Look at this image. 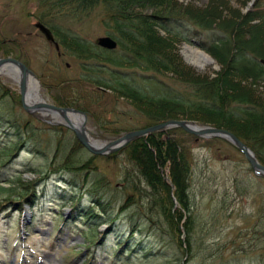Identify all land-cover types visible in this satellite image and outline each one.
<instances>
[{"label":"rangeland","instance_id":"1","mask_svg":"<svg viewBox=\"0 0 264 264\" xmlns=\"http://www.w3.org/2000/svg\"><path fill=\"white\" fill-rule=\"evenodd\" d=\"M175 1L182 9L190 7L193 10L210 3L209 0ZM239 3L243 15L257 5L264 7V0H239ZM56 4L55 0H0V58L7 54L23 62L36 76L40 98L45 101L53 102L54 97H69L80 92L81 87L90 88L88 104L86 100L85 104L80 105L90 115L86 118L85 126L93 142L105 144L113 139L111 137L117 138L126 131L145 125L144 117L136 112L138 102L120 97L109 89L100 91L97 89L100 86L88 80L78 82L84 65L93 61L83 60L64 48L58 55L34 26L45 13L43 21L46 25L50 27L60 22L65 30L70 29L85 43L92 45L97 38L108 36L104 5L95 4L72 15L66 7ZM232 31L236 32L237 29ZM183 45L175 49L183 69H188L200 79L213 80L221 74V61L211 55L208 56L215 65L203 70L189 65L181 54ZM100 75L107 77L103 71ZM243 77L232 79L238 85L236 90H228L230 95L238 98L250 95L264 101V84ZM164 80L167 85L170 84L169 87L189 95L185 85L172 82L168 77ZM0 84L11 93H16L17 84L9 77L1 76ZM99 92L102 97L96 98ZM115 95L119 101L114 99ZM3 102L9 116L0 126L8 134L5 138L0 132V149L5 141L16 140L18 135V142H23V145H20L21 150L13 152L14 158L1 159L6 155L0 151V188L3 189L0 190V203L11 199L15 204L18 200L14 199H17L20 191L30 189L28 186L32 183H36L39 200L34 207L25 204L24 217L14 204L0 211V264H82L87 259L84 253L86 246H90L89 252L95 256L89 264H104L99 254L105 255V247H92L91 241L85 238L90 234V224L80 220V216H77V222L70 219L71 207L76 199L82 197L79 202L82 209L91 205L90 193L95 195V192L104 194V203H108L106 213H102L96 202H92L99 212L95 214L110 215L123 225L124 230L142 231L134 235L137 242L145 244L142 247L147 252L148 245L152 247L146 259L148 264H264V179L256 176L242 154L225 140L210 142L202 139L195 142L178 133L173 135L181 145H185L182 149L190 170L187 188L190 211L185 213L191 219L193 231L189 257L183 254L185 250L178 245L179 239L183 242L186 240L182 223L178 224L179 234L170 228L156 203V199L159 200L158 191L155 192L143 181L135 163L124 150L109 156H92L79 145L71 131L58 124V120L43 117L40 113L30 115L9 98L0 101V105ZM6 121L10 124L6 125ZM188 121L198 125L207 124ZM115 130L121 132L116 135ZM28 139L30 141L26 143ZM65 165L70 169H65ZM26 167L36 172L20 173ZM46 176L47 180L38 182ZM93 180L100 182V190L92 189L90 182ZM64 191L71 196L64 198ZM43 192L47 195L42 197ZM172 208L174 212L180 211L177 202ZM34 213L36 219L32 231L36 236L30 237L27 243L35 247L37 254L20 263L22 259L14 258L12 254L13 243L18 244L21 231L19 221L22 218V240H25L26 227L34 219ZM53 214L65 216L66 225L61 234L56 233V229L63 227L62 219L54 218ZM107 227V223L101 224L96 227L97 232L105 231ZM69 248L79 250L82 257L68 252ZM137 252L141 256V252ZM144 263L143 259L131 261L130 264Z\"/></svg>","mask_w":264,"mask_h":264},{"label":"trees","instance_id":"2","mask_svg":"<svg viewBox=\"0 0 264 264\" xmlns=\"http://www.w3.org/2000/svg\"><path fill=\"white\" fill-rule=\"evenodd\" d=\"M55 1L56 6L66 7L72 15L78 10L90 9L93 5L102 3L105 8L104 21L108 35L118 42L117 53L99 51L71 31L63 29L59 26L60 22L56 26L51 24L61 48L77 54L83 60L93 61L84 65V72L78 82L88 80L129 101L138 102L136 112L146 120L145 126L182 119L200 121L230 131L244 142L264 165V101L250 95L247 98H238L228 92L229 89L233 91L237 88L238 84L236 85L233 80L241 79L243 76L264 84V63H261L264 61V8L257 5L243 15L239 0H209V5L195 10L190 7L182 9L175 0ZM44 14L42 13L39 19L43 23ZM233 29L237 31H232ZM161 31L165 35H162ZM193 40L197 42L198 47L221 61L223 71L217 78L213 80L196 78L188 69L181 67L175 49L180 43ZM261 42L263 45H260ZM100 63L104 68L100 69ZM102 71L107 77H100ZM134 74L140 76L134 77L137 82L131 80ZM225 76L231 78L227 79ZM165 77L172 82L177 81L185 85L189 95L167 87L163 83ZM80 89V92L69 97H56V104L85 111L80 104L86 102L88 104L91 98L90 88ZM0 94L11 98L6 88L1 86ZM100 94L102 93L99 92L96 98L102 97ZM117 95L114 99L119 101ZM15 100L17 102V98ZM2 109L3 107L0 108V123L8 118ZM113 109H116L115 105ZM6 122V125L10 124L9 121ZM113 132L118 133L116 130ZM174 133L192 138L194 141L193 137L185 135L180 130L171 129L130 143L127 156L135 163L146 184L154 191H158L159 207L163 216L166 217L170 228L179 233L178 224L183 214L181 211L171 213L170 185L165 181L162 170L168 171V181L174 186V196L182 212L189 210L187 188L190 170L182 149L185 145H181L174 138ZM17 137L16 142L8 141V146L4 148L6 153L3 155L10 158L15 156L13 152L18 151L20 144L23 143L18 142L20 137L19 135ZM64 167L70 169L67 165ZM24 171L36 172L30 167ZM99 184L97 180L90 182L94 190H100ZM29 188L30 191H22L17 195L18 198L14 199L19 200L17 203L19 207L25 203L32 204L35 192L32 186ZM104 197V194L90 193V202H96L102 213H106L108 208V203H104ZM8 204H13L11 199L2 201L0 209ZM83 214L84 220H97L96 222L108 220L116 228L114 230L116 237L113 239L115 244L111 245L112 248L108 249L106 256L108 261L122 262L124 254L131 250L132 235L124 238L119 230L120 226L114 225L115 219H111L110 215L105 219L96 215L93 206H89ZM190 222L191 219L187 218L183 224L187 233L185 243L188 251H191L193 244ZM178 245L181 247L180 241Z\"/></svg>","mask_w":264,"mask_h":264},{"label":"water","instance_id":"3","mask_svg":"<svg viewBox=\"0 0 264 264\" xmlns=\"http://www.w3.org/2000/svg\"><path fill=\"white\" fill-rule=\"evenodd\" d=\"M36 27L44 34L46 39L50 42L53 41V38L49 32L48 29L43 27L42 25H36ZM96 45L113 50L116 48V43L112 41L110 38H99L96 40ZM1 68H9L13 69L14 72L18 75V83H19V93H20V102L24 108L25 111L31 112L35 111L37 109H43V108H48L52 110L51 114H58L60 117L63 118V120L68 124L69 128L73 131L75 134L76 139L79 141V143L85 147L89 152L93 154H103L105 151H107L112 145L116 144V142L109 144L107 146H103L96 151L92 149L88 145V141L84 135V133L79 130L75 125L70 122V120L67 117V113L69 112L68 110L65 109H58L53 105L50 104H45V103H36L35 106L31 107L26 104L25 101V96L24 93L26 91L27 87V82L30 76H33L30 71L20 62H18L15 59L12 58H5V59H0V69ZM74 112V111H72ZM167 127H179L181 128L184 132L197 136V137H202V138H221L224 140H227L231 144H233L245 157V159L250 163L252 169L260 176L264 177V166L260 165L256 159L254 158L253 153L248 149L241 141H239L233 134L223 130V129H218L214 127H208V126H193L187 122L184 121H167L165 123L137 131V132H131L125 135L120 141H122L123 144L126 142H129L135 138L148 135L151 132L161 130Z\"/></svg>","mask_w":264,"mask_h":264},{"label":"bare ground","instance_id":"4","mask_svg":"<svg viewBox=\"0 0 264 264\" xmlns=\"http://www.w3.org/2000/svg\"><path fill=\"white\" fill-rule=\"evenodd\" d=\"M181 54H182L183 58L185 59V61L189 65L193 66L196 69L203 70L208 66L215 65L214 61L210 58V56H208L203 51H201L195 47H192L190 45H187V44H184L182 46ZM13 73H16L13 71V69L12 70L9 68L0 69V75L1 76L12 77ZM40 99L41 98H40V94H39L38 84H37L36 80L31 77L30 82L28 84V88H27L26 102L28 104H32L33 102L40 100ZM42 115H44V117L45 116H48V117L51 116L49 113L47 114L46 112H43ZM75 123H76L78 128H81L82 130H84V132L88 138L89 137L88 132L84 126V123L81 121L80 117H75ZM90 142L93 144L92 141H90Z\"/></svg>","mask_w":264,"mask_h":264}]
</instances>
